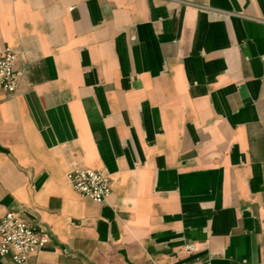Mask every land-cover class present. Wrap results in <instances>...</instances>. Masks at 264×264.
<instances>
[{
    "label": "crops",
    "instance_id": "crops-1",
    "mask_svg": "<svg viewBox=\"0 0 264 264\" xmlns=\"http://www.w3.org/2000/svg\"><path fill=\"white\" fill-rule=\"evenodd\" d=\"M5 48L0 218L51 239L26 264H264V0H0Z\"/></svg>",
    "mask_w": 264,
    "mask_h": 264
},
{
    "label": "built area",
    "instance_id": "built-area-1",
    "mask_svg": "<svg viewBox=\"0 0 264 264\" xmlns=\"http://www.w3.org/2000/svg\"><path fill=\"white\" fill-rule=\"evenodd\" d=\"M20 52L10 48L0 51V93L14 95L17 92L22 71L15 62ZM264 62V56L261 58ZM67 181L82 198L96 204H104L111 195L110 178L91 168H78L68 173ZM47 232H37L16 213L9 212L0 218V259L9 258L14 264H26L31 255L50 243ZM183 250L194 255L198 248L194 243H185Z\"/></svg>",
    "mask_w": 264,
    "mask_h": 264
}]
</instances>
